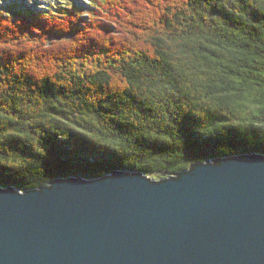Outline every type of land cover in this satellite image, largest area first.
I'll return each instance as SVG.
<instances>
[{
    "label": "trees",
    "instance_id": "1",
    "mask_svg": "<svg viewBox=\"0 0 264 264\" xmlns=\"http://www.w3.org/2000/svg\"><path fill=\"white\" fill-rule=\"evenodd\" d=\"M58 1L0 10L1 186L264 155V0Z\"/></svg>",
    "mask_w": 264,
    "mask_h": 264
},
{
    "label": "water",
    "instance_id": "2",
    "mask_svg": "<svg viewBox=\"0 0 264 264\" xmlns=\"http://www.w3.org/2000/svg\"><path fill=\"white\" fill-rule=\"evenodd\" d=\"M0 264H264V155L0 185Z\"/></svg>",
    "mask_w": 264,
    "mask_h": 264
},
{
    "label": "rangeland",
    "instance_id": "3",
    "mask_svg": "<svg viewBox=\"0 0 264 264\" xmlns=\"http://www.w3.org/2000/svg\"><path fill=\"white\" fill-rule=\"evenodd\" d=\"M25 1V0H24ZM39 1H45V0H39ZM47 1H50V2H54V0H47ZM61 2H64L65 0H60ZM67 1V0H66ZM162 1V6H163V4L165 3V0H164V2H163V0H161ZM173 1V0H172ZM2 1H0V3H1ZM158 2V1H157ZM174 2V1H173ZM42 3H44L45 4V2H42ZM57 3H59V1L57 2ZM77 7H80V8H83V9H87L88 8V5H89V0H75V2H73ZM157 6H159V4L157 3L156 4ZM161 6V7H162ZM41 9V8H40ZM159 12V10H157V9H153L152 10V12H151V16L150 17H154V19H155V16H157L156 14ZM152 20V19H151ZM11 57H13V58H16V56L14 55V56H11ZM54 57V56H53ZM57 61H59V60H57ZM41 63H45V61L43 62H41ZM43 67H46V65H42ZM43 67H39V68H41V70H42V68ZM156 180H159V178H156Z\"/></svg>",
    "mask_w": 264,
    "mask_h": 264
},
{
    "label": "bare ground",
    "instance_id": "4",
    "mask_svg": "<svg viewBox=\"0 0 264 264\" xmlns=\"http://www.w3.org/2000/svg\"><path fill=\"white\" fill-rule=\"evenodd\" d=\"M83 10V9H82ZM41 12V11H40ZM51 12V11H50ZM43 13H45L46 14V12H43ZM86 13V12H85ZM44 14V15H45ZM49 14V13H48ZM40 15H41V13H40ZM51 15V14H50ZM53 15V14H52ZM58 15H60V14H58ZM62 15V14H61ZM55 18H56V16H55ZM50 19H51V17H50Z\"/></svg>",
    "mask_w": 264,
    "mask_h": 264
}]
</instances>
